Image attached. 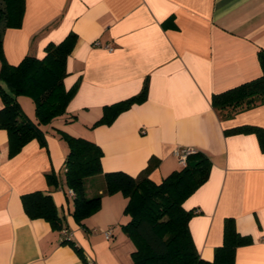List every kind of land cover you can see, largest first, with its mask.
Masks as SVG:
<instances>
[{
  "label": "crops",
  "instance_id": "0c3cea01",
  "mask_svg": "<svg viewBox=\"0 0 264 264\" xmlns=\"http://www.w3.org/2000/svg\"><path fill=\"white\" fill-rule=\"evenodd\" d=\"M25 1L22 25L3 29L4 58L11 65L41 59L50 43L75 33L63 79L65 90L75 92L65 114L39 125L44 144L33 139L10 157L8 133L0 128V264H133L136 247L122 230L130 220L127 199L104 194L103 174L85 180L88 197L104 194L101 209L81 223L74 219L61 132L96 143L103 172L136 177L154 161L155 183L183 167L177 149L204 153L209 177L183 202L194 211L189 231L199 256L213 260L224 220L233 218L237 232L252 238L237 249L235 264H264V151L255 133H226L264 128V104L228 119L211 105L213 94L262 75L264 0ZM146 82L144 102L110 125L92 127L104 107L139 94ZM17 101L38 124L34 103ZM49 172L58 175V187L47 183ZM34 191L52 195L70 242L63 229L26 214L21 196Z\"/></svg>",
  "mask_w": 264,
  "mask_h": 264
},
{
  "label": "trees",
  "instance_id": "16d2710c",
  "mask_svg": "<svg viewBox=\"0 0 264 264\" xmlns=\"http://www.w3.org/2000/svg\"><path fill=\"white\" fill-rule=\"evenodd\" d=\"M25 4V0H0V97L3 102L0 128L8 133L10 157L17 155L33 139L44 144L39 125L49 124L65 114L75 92V89L66 91L63 85L67 58L77 41L75 33H70L58 44L50 43L41 59L26 56L19 64L11 65L4 58L3 29L22 25ZM258 58L262 69L260 77L212 95L211 105L222 118L228 119L264 104V49L259 50ZM22 95L31 97L38 124L26 116L18 103L17 97ZM146 97L147 82L139 94L104 107L101 119L92 127L112 124L122 112L133 104L144 102ZM226 133H255L264 151V128L246 125ZM61 138L69 147L64 162L65 183L74 193V219L81 223L97 213L104 194L121 193L127 199L124 214L130 217L122 230L136 247L132 253L133 264H235L237 249L252 243L251 236L237 232L233 218H226L223 243L215 249L213 260L206 261L199 256L189 231L194 211L185 210L183 202L209 177L211 161L204 153L197 151L189 155L186 165L155 183L149 178L154 161L136 177L124 171L103 172V151L96 143L65 132H61ZM192 161L197 162L195 167L190 166ZM97 174H103L104 194L88 197L85 180ZM46 180L50 186H59V177L54 172L47 173ZM21 199L30 219H44L53 229H63L50 193L34 191L22 195ZM74 247L83 258L80 248Z\"/></svg>",
  "mask_w": 264,
  "mask_h": 264
},
{
  "label": "built area",
  "instance_id": "2783aa9c",
  "mask_svg": "<svg viewBox=\"0 0 264 264\" xmlns=\"http://www.w3.org/2000/svg\"><path fill=\"white\" fill-rule=\"evenodd\" d=\"M195 152L196 151L194 149H192V148H179V149L176 150L175 154L178 157L180 164L184 166L187 163L188 156L193 154V153H195ZM70 193H71V195L74 196V193H73L72 190H70ZM63 233H64L63 240L64 241H69L70 240V233L68 232V230L67 229H63ZM106 236L107 237L110 236V230H108L106 232Z\"/></svg>",
  "mask_w": 264,
  "mask_h": 264
},
{
  "label": "rangeland",
  "instance_id": "374dc122",
  "mask_svg": "<svg viewBox=\"0 0 264 264\" xmlns=\"http://www.w3.org/2000/svg\"><path fill=\"white\" fill-rule=\"evenodd\" d=\"M22 96H24L25 98H27L28 100H30L29 102H31L30 104L32 105L33 104V101H32V99H31V97H29V96H27V95H22ZM34 106V105H33ZM34 111H35V109H34Z\"/></svg>",
  "mask_w": 264,
  "mask_h": 264
},
{
  "label": "water",
  "instance_id": "95a60500",
  "mask_svg": "<svg viewBox=\"0 0 264 264\" xmlns=\"http://www.w3.org/2000/svg\"><path fill=\"white\" fill-rule=\"evenodd\" d=\"M196 163L197 162L192 161V162H190V166L195 167L196 166Z\"/></svg>",
  "mask_w": 264,
  "mask_h": 264
}]
</instances>
